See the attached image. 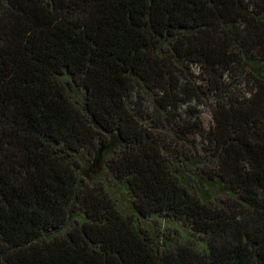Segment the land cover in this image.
I'll list each match as a JSON object with an SVG mask.
<instances>
[{
	"label": "trees",
	"instance_id": "1",
	"mask_svg": "<svg viewBox=\"0 0 264 264\" xmlns=\"http://www.w3.org/2000/svg\"><path fill=\"white\" fill-rule=\"evenodd\" d=\"M0 264H264V0H0Z\"/></svg>",
	"mask_w": 264,
	"mask_h": 264
},
{
	"label": "rangeland",
	"instance_id": "2",
	"mask_svg": "<svg viewBox=\"0 0 264 264\" xmlns=\"http://www.w3.org/2000/svg\"><path fill=\"white\" fill-rule=\"evenodd\" d=\"M201 114V117L204 119L205 123L208 124L210 117L209 110L206 107H202ZM98 176L103 178L105 175L104 173L100 172ZM105 179H107V177H105ZM112 184L113 183H108V186L110 187V194L116 201L117 207L122 210L124 214L131 215L133 210L127 196L122 193L121 188H117L118 185L112 187ZM139 223L154 237L156 241H159L165 236L171 239L172 243L174 244L175 240H172V238H178V234L186 236V232L181 227V223L174 224L168 221L167 219H164L159 216L151 217L148 219H140Z\"/></svg>",
	"mask_w": 264,
	"mask_h": 264
}]
</instances>
